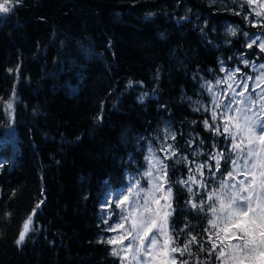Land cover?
I'll return each mask as SVG.
<instances>
[{
    "label": "trees",
    "instance_id": "16d2710c",
    "mask_svg": "<svg viewBox=\"0 0 264 264\" xmlns=\"http://www.w3.org/2000/svg\"><path fill=\"white\" fill-rule=\"evenodd\" d=\"M263 2L12 0L11 11L0 13V113L12 118L0 127H8L0 139V264H137V244L125 250L131 238L123 245L106 241L131 232L143 210L138 205L153 183L163 184L161 167L165 192L169 185L172 192L170 210L153 217L163 224V212H171L158 245L171 237L169 247L188 246L183 255L171 253L176 264H233L229 245L236 237L228 238L218 218L215 227L209 224L210 207L219 210L217 197L236 191L233 170L240 169L224 131L223 114L234 113L216 103L229 89L223 87L228 72L240 69L228 81L237 90L264 63ZM27 64L33 65L28 72ZM7 71L18 79H3ZM115 101L149 118L146 127L132 133L138 122L118 115ZM29 131L38 145L28 142ZM118 143L124 146L112 160ZM147 158L163 165L150 169ZM150 170L151 181L144 175ZM134 185L145 191L129 196ZM162 192L155 193L161 205ZM124 196L129 200L117 207ZM29 215L31 231L17 245Z\"/></svg>",
    "mask_w": 264,
    "mask_h": 264
},
{
    "label": "snow or ice",
    "instance_id": "6c2138e0",
    "mask_svg": "<svg viewBox=\"0 0 264 264\" xmlns=\"http://www.w3.org/2000/svg\"><path fill=\"white\" fill-rule=\"evenodd\" d=\"M17 3L20 0H16ZM12 3V0H2L0 2V13H8L11 11L9 5ZM259 15V13H258ZM229 31L235 35V29H229ZM252 43H255L253 41ZM252 45L249 44L248 47ZM261 49L264 50V43L260 45ZM245 64L248 62L245 60ZM261 69H264V65H260ZM221 71H224L222 68ZM240 69L237 68L235 72H239ZM235 72H228L227 78L223 81L228 83V81H233L235 77ZM251 79V77H249ZM258 81L264 82V72H261L260 76L257 78ZM222 81L217 80V84H220ZM242 87L245 92L248 89L247 83L239 85ZM228 87L231 88L232 85L228 84ZM259 87V84H257ZM211 92V88H209ZM261 92L264 93V89H261ZM241 97L240 102L245 103L246 105H251L254 103L252 100V94L245 96L243 93L239 94ZM142 99V98H141ZM236 95H233L229 104H225L224 107L228 111H233L231 108V103L236 101ZM261 105V111L264 112V96L260 97L258 101ZM214 103L215 97H214ZM223 102L216 103V107H220ZM9 108L11 104L8 105ZM250 109L245 107L243 109L236 108L235 111L241 113L240 117L233 116L227 117L224 124V131L232 139L233 151L243 153V165L244 171L243 175L245 179L240 180L238 185H232L236 191L233 192L226 200L222 196H218L220 207L217 210L215 207H210V211L214 219L209 220V224L216 226V219H220L226 227L223 229L227 233L228 238L236 237L235 243L229 245L231 248L230 258L233 261V264H264V118L256 117L255 119L252 116L248 115ZM255 115V114H253ZM217 113L213 111L212 119L215 120ZM243 119V125L236 123L231 125L232 121H239ZM205 127H210L208 121L204 122ZM231 125V126H230ZM232 127H235L240 133L241 142L237 143V137L232 131ZM219 132V129H215ZM174 138V137H173ZM247 140V150H244L243 141ZM222 155V154H221ZM217 159L216 157H213ZM149 167L155 168L156 164L163 165V161L157 158L156 164H153L150 158ZM234 167L239 169V164L237 161H233ZM217 168H219V159H217ZM202 166H197L199 170ZM161 172H164L166 175L165 167L160 168ZM149 177L150 181L152 179V171H148L144 174ZM165 175L160 176L158 179L163 180V184L153 183L152 188L148 190V195L144 197V204L138 205L143 210L139 213L138 222L137 219H132L131 223V232H128L126 236L114 237L106 241L108 244H121L123 241L131 238V242L126 246L125 250H131L134 244H137L136 255L134 259L137 261V264H176V258L171 256V253L180 252L183 255V251L187 250V245L184 249L176 247H169L173 242L171 237H167L162 245H158L157 233L161 236H167L166 233V224L167 217L171 215L170 211L163 212V224H158L157 219L153 217H161V209L171 208L170 197H171V186L169 185L166 193L162 197L165 204L161 205L160 200L155 199V193L162 191L164 184H167ZM233 173L229 172L228 176L232 177ZM190 180L195 181L194 177H189ZM181 184H187V181H179ZM227 186L226 182H221V190ZM136 185L128 189L129 196L136 195L139 196L140 192L145 191L144 189H139L136 191ZM188 191L191 192V187L188 188ZM212 195H216L213 193ZM129 196H124L123 200H117V207H121L129 200ZM151 197V199H150ZM211 199V196L209 197ZM155 202L158 207L153 211L149 207L150 203ZM42 203V202H41ZM39 204L37 208H39ZM192 207H197L196 204H192ZM219 212V215H218ZM146 213L148 215H146ZM35 214V209L33 210V215ZM134 213H129V217L122 218H131ZM33 216L29 215L27 220L23 224V229L19 233V238L16 240L17 245H20L25 240L26 235L31 231ZM123 228V224H117L116 228H110V231H116V229ZM153 229H156L154 232ZM127 231V230H125ZM141 233H143L141 235ZM151 234V235H150ZM195 237H192V241H195ZM145 240H148V243L145 245ZM138 242V243H137ZM216 245L213 244V248ZM113 255H120L117 249L114 247L112 249ZM225 253L223 248L220 250V256L224 257ZM148 258L147 261H144L143 258ZM187 264V262H183Z\"/></svg>",
    "mask_w": 264,
    "mask_h": 264
},
{
    "label": "bare ground",
    "instance_id": "6f19581e",
    "mask_svg": "<svg viewBox=\"0 0 264 264\" xmlns=\"http://www.w3.org/2000/svg\"><path fill=\"white\" fill-rule=\"evenodd\" d=\"M105 62H106V60L104 59L103 61H101L100 63L101 64H105ZM28 65V67H26V71L28 72L29 70H31V69H33V65H30V64H27ZM5 77H3V79H5L6 81H11V82H14V81H16L17 79H18V77H16L15 76V73L13 72V71H7V72H5ZM22 77H20L19 79L20 80H25L27 77H29V75H27V74H25V75H21ZM5 97H8L7 96V94H6V96ZM155 101H156V98L154 99ZM9 103H10V100H7L6 102H5V105H4V108L6 109V107L9 105ZM114 108H113V110L116 112V113H118V115L120 114H122V115H124V116H126V115H130L131 117L130 118H133V121H134V123L136 124L137 122V124H136V127L135 128H133L131 131H132V133H134V132H138V131H140L141 129H144L145 127H146V125H147V120L149 119H144V117L142 116V115H139V117H138V115H137V113H136V111H135V109H134V107L133 106H128V105H123V104H121V103H119V104H117L116 105V101L114 102ZM112 110V111H113ZM138 110H139V108H138ZM112 111H109L108 110V112H112ZM156 114V112L155 113H151L150 114V116L151 115H155ZM134 116V117H133ZM6 118L8 119V121H9V123H10V125H11V121H12V118H11V116H10V114H8L7 116H5L4 115V113H0V127L1 126H3L2 124H5V123H7V120H6ZM38 121V120H37ZM35 123H36V121H35ZM8 127H3L2 128V130L4 131V130H6ZM2 130L0 131V139L2 138ZM25 133H26V131H25ZM26 135H27V133H26ZM28 142L31 144V146H36V145H38L39 144V142H40V138L38 137V135H36V134H34V133H32L31 131H29V133H28ZM26 141H27V139H26ZM47 141V140H46ZM124 146V144H122V143H118L115 147H113V156H111V159L112 160H114L115 158H116V154H114L116 151H118L117 150V148H119V147H123ZM19 148H20V151H24V148H23V146L22 145H20L19 144ZM27 149V148H26ZM110 156H108V157H110ZM146 215H148L147 213H146Z\"/></svg>",
    "mask_w": 264,
    "mask_h": 264
},
{
    "label": "rangeland",
    "instance_id": "374dc122",
    "mask_svg": "<svg viewBox=\"0 0 264 264\" xmlns=\"http://www.w3.org/2000/svg\"><path fill=\"white\" fill-rule=\"evenodd\" d=\"M264 4V2H263ZM260 65H264V63L260 64ZM260 65H257L256 68H255V71L253 74H250V73H246L244 76H243V81L240 85L244 84V83H247L248 85V89L247 91L245 92V90L242 88V87H239V90H236V89H231L229 88L227 91H226V94L223 95L224 97V101H230L231 100V97L228 96V94H233V95H236V101L234 103L238 104L240 106L241 109L245 108V107H248L251 111L252 110V118L255 119L256 117H261V118H264V112L261 111V106H256L255 108H253V104L255 103V100L253 104L251 105H246L245 103H241L240 100H241V97H240V93H243L245 96H247V92L250 90V88H254L255 86H257V84H261L263 82H260L258 81V77L260 76L261 72H264V69H261L260 68ZM249 77H251V79H249ZM225 86H228V83L224 84L223 87ZM260 90L263 89V86L259 88ZM218 92V91H217ZM224 103V102H223ZM222 103V104H223ZM238 115H241V113L237 112ZM255 114V115H253ZM244 143H247V140L245 139L243 141V144ZM133 196V195H132ZM157 237H161V235H159L157 233Z\"/></svg>",
    "mask_w": 264,
    "mask_h": 264
}]
</instances>
